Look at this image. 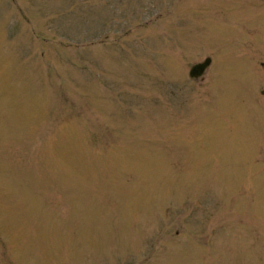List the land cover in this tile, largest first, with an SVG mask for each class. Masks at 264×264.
<instances>
[{"label":"rangeland","instance_id":"1","mask_svg":"<svg viewBox=\"0 0 264 264\" xmlns=\"http://www.w3.org/2000/svg\"><path fill=\"white\" fill-rule=\"evenodd\" d=\"M260 24L264 0H0V264H264Z\"/></svg>","mask_w":264,"mask_h":264},{"label":"flooded vegetation","instance_id":"2","mask_svg":"<svg viewBox=\"0 0 264 264\" xmlns=\"http://www.w3.org/2000/svg\"><path fill=\"white\" fill-rule=\"evenodd\" d=\"M257 26L258 27L256 29H253L250 40L254 44L255 54L264 55V24H260ZM206 56H208L210 58V60H209L208 64L206 65L205 70L210 65V62H211V57L209 55H206ZM254 63L256 66H253V70H254L253 73L255 74V76H257L261 71H264V60L261 59L257 63V61L255 59ZM263 75H264V73H263ZM263 91L264 90L262 89L261 93H263Z\"/></svg>","mask_w":264,"mask_h":264},{"label":"water","instance_id":"3","mask_svg":"<svg viewBox=\"0 0 264 264\" xmlns=\"http://www.w3.org/2000/svg\"><path fill=\"white\" fill-rule=\"evenodd\" d=\"M209 60L210 58L208 56H204L201 60L192 62L188 67L187 74L190 77L201 76Z\"/></svg>","mask_w":264,"mask_h":264}]
</instances>
